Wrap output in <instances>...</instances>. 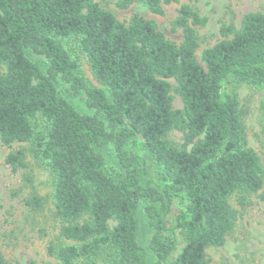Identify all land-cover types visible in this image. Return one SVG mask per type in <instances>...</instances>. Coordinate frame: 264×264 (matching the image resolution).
I'll list each match as a JSON object with an SVG mask.
<instances>
[{
    "label": "trees",
    "instance_id": "1",
    "mask_svg": "<svg viewBox=\"0 0 264 264\" xmlns=\"http://www.w3.org/2000/svg\"><path fill=\"white\" fill-rule=\"evenodd\" d=\"M180 1L191 0L114 6L161 16ZM205 23L181 3L170 22L177 44L152 20L135 13L119 21L94 0H0V142L26 145L6 157L13 170L27 154L49 176L64 244L48 253L59 264H209L206 250L223 246L237 219L229 199L241 207L253 194L264 204L263 164L226 90L230 81L264 90V12L244 15L238 29L222 25L202 66L195 27ZM172 91L181 109L172 108ZM173 130L179 146L166 138ZM177 235L183 247L172 259Z\"/></svg>",
    "mask_w": 264,
    "mask_h": 264
},
{
    "label": "rangeland",
    "instance_id": "2",
    "mask_svg": "<svg viewBox=\"0 0 264 264\" xmlns=\"http://www.w3.org/2000/svg\"><path fill=\"white\" fill-rule=\"evenodd\" d=\"M111 12L119 21H127L132 14L152 20L158 32L175 43L181 41L180 31L173 32L170 22L177 15L181 3L189 4L201 17L206 19L203 27H195L198 48L195 52L197 61L202 65L201 55L222 37L219 28L222 25L240 27L244 15L264 12L262 0H191L179 4L164 5V14H150L140 4H133L126 10L115 8L117 0H94ZM79 62L85 77L93 86H99L92 77L86 59L79 55ZM172 86L174 82L170 80ZM227 91L236 94L242 113L246 140L260 157L264 168V137L261 127L264 120V90L255 89L245 84L230 81ZM172 108L181 109L178 95L173 91ZM75 103L85 109L81 97ZM167 140L176 146L182 143V134L173 130ZM26 148L24 144L4 146L0 142V256L5 264H59L48 253V248H56L64 242L59 237L61 222L56 217L52 199L51 183L48 174L27 154L24 168L13 170L6 163V157ZM135 149L147 161L151 173L159 182L160 168L153 163L152 157L142 148V139L137 138ZM38 201L39 206H35ZM230 206L237 211V219L232 231L226 236L223 246L209 248L206 256L209 264H264V204L253 195H246L244 205L238 206L236 197L229 199ZM149 232L143 218H139L138 240L145 245ZM183 243L177 235V246L172 254L174 259L181 251Z\"/></svg>",
    "mask_w": 264,
    "mask_h": 264
}]
</instances>
